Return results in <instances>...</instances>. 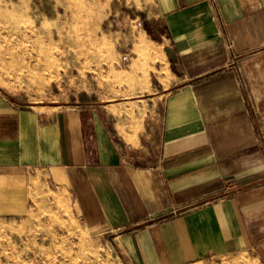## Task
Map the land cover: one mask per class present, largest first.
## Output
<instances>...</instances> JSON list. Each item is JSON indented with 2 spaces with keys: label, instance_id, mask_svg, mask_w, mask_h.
<instances>
[{
  "label": "crops",
  "instance_id": "crops-1",
  "mask_svg": "<svg viewBox=\"0 0 264 264\" xmlns=\"http://www.w3.org/2000/svg\"><path fill=\"white\" fill-rule=\"evenodd\" d=\"M147 1L160 60L142 86L97 106L0 99V212L45 182L127 264L264 260V0Z\"/></svg>",
  "mask_w": 264,
  "mask_h": 264
},
{
  "label": "rangeland",
  "instance_id": "rangeland-1",
  "mask_svg": "<svg viewBox=\"0 0 264 264\" xmlns=\"http://www.w3.org/2000/svg\"><path fill=\"white\" fill-rule=\"evenodd\" d=\"M146 2L0 0V99L21 109L97 106L135 90L148 77L147 58L160 60L140 26L153 9ZM20 201L0 212V264H127L118 233L85 226L59 188L43 182ZM198 264L264 260L245 253Z\"/></svg>",
  "mask_w": 264,
  "mask_h": 264
},
{
  "label": "bare ground",
  "instance_id": "bare-ground-1",
  "mask_svg": "<svg viewBox=\"0 0 264 264\" xmlns=\"http://www.w3.org/2000/svg\"><path fill=\"white\" fill-rule=\"evenodd\" d=\"M12 34V33H11ZM55 36V35H54ZM24 37V36H23ZM25 39V38H24Z\"/></svg>",
  "mask_w": 264,
  "mask_h": 264
}]
</instances>
